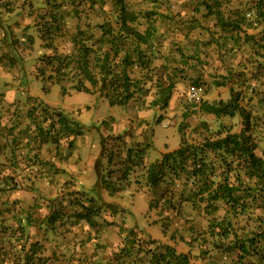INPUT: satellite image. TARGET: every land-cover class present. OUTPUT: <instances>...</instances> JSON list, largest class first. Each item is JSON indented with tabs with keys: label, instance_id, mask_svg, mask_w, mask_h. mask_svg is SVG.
Returning <instances> with one entry per match:
<instances>
[{
	"label": "rangeland",
	"instance_id": "obj_1",
	"mask_svg": "<svg viewBox=\"0 0 264 264\" xmlns=\"http://www.w3.org/2000/svg\"><path fill=\"white\" fill-rule=\"evenodd\" d=\"M206 1L124 0L140 25L151 21L156 31L146 46L151 57L147 89L126 104L110 105L96 90L62 95L59 83L46 76L49 56L54 50L71 53L77 30L84 29L89 45L99 36L94 24L116 21L114 0H0V114L9 115L0 127V188L13 177L20 182L16 189L0 191V225L6 230L0 244L9 256L23 243L38 241L50 264H159L157 255L169 245L186 253L188 264H263L255 255L238 257L231 231L223 235L213 227L223 216L235 221L222 204L207 212L198 202L178 205L174 197L171 208L162 200L173 189L167 175L156 186L146 182L148 162L177 147L181 137L197 142L240 129L236 112L216 115L201 108L227 101L230 87L256 118L253 131L264 146V59L254 41L261 29L254 0H208L225 16L245 13L246 22L236 30L208 13ZM96 46L107 48L104 42ZM111 63L120 68V55ZM131 71L141 74L137 66ZM170 82L166 106L152 105L160 86ZM195 84L204 87L199 102L186 98V89ZM45 106L81 123L71 146L66 138L58 147L36 139L34 121L42 120ZM9 123L18 129H9ZM143 191L150 192V208ZM88 198L97 207L93 225L74 216ZM53 211L57 218L49 221ZM236 222L238 234L254 224L246 216ZM99 226L106 227L104 236Z\"/></svg>",
	"mask_w": 264,
	"mask_h": 264
},
{
	"label": "trees",
	"instance_id": "obj_2",
	"mask_svg": "<svg viewBox=\"0 0 264 264\" xmlns=\"http://www.w3.org/2000/svg\"><path fill=\"white\" fill-rule=\"evenodd\" d=\"M114 1L118 9L116 21L112 23L106 20L94 24L93 27L97 28L99 36L92 43L86 44V33L84 29H79L71 37V53L63 54L54 50L53 55L49 56L48 63L51 68L46 79L51 83H59L62 95L70 90L88 92L91 89L106 97L110 105H121L126 104L135 93L147 89L145 81L148 79L151 57L146 52V46L154 37L155 25L148 20L140 25L135 14L126 9L124 0ZM205 9L214 14L219 23L230 29L236 30L241 23L246 22L245 13L237 11L233 15L225 16L219 6L213 8L208 0L205 2ZM253 9L255 18L261 25L259 37L254 41L260 49L258 55L264 59V0H254ZM103 42L107 45L104 50L100 46L93 47L95 43ZM119 55L120 68L115 69L111 62ZM133 66L140 69L141 74L138 77L131 75ZM84 81L89 83L90 87ZM65 82L70 85L67 87ZM223 83L225 82H218ZM172 86L173 82L160 86L161 92L151 104L158 105L162 102V105L166 106ZM229 90L231 95L227 101L203 104L201 108L216 115H233L236 112L241 118L240 129L227 131L221 136L204 137L197 142H188L181 137L177 147L162 152L158 159L148 162L145 168L146 182L149 186H156L167 175L173 189L169 196L162 200H168L171 208L175 207L172 201L174 197L178 205L183 202H198L207 212L217 210L222 204L225 213L231 214L235 221L223 216L212 224L213 227L225 229L226 232L219 229V233L223 235L231 231L230 245L238 257L255 255L264 264V146H259V140L253 131L257 123L256 118L240 103L237 92L232 87ZM41 114L42 120H35L34 123L36 139L42 144L51 143L58 147L59 141L66 138L67 146H71L74 137L81 133V123L60 111L45 106ZM47 120L49 122L44 125ZM12 127L9 129H18ZM28 143L30 142L27 140L26 144ZM15 149L16 147L12 148L10 153L14 155ZM135 153L141 157L140 153ZM34 157L37 156L34 154ZM131 161L132 164H138L136 160ZM16 179H10L12 184L3 182L8 178L2 179L4 187L0 188V191L4 193L20 187V182ZM143 192L147 207L150 208V192ZM92 199L88 198L89 203L79 204V208L74 212L75 219H82L89 225L94 224L97 207L92 203ZM256 211L260 213L255 214ZM245 216L254 223L253 227L238 234L235 229L236 221ZM48 217L49 221L55 220L57 213L53 211ZM2 229L3 226L0 225V233L6 232ZM14 235L15 233H10L9 236ZM3 240L0 235V241ZM126 245L133 247L134 241L128 240ZM122 250H125V246H121L120 251ZM8 254L0 244V264H7L8 261H11L8 264H50L38 241L28 242L27 246L23 243L14 250L12 257ZM188 261L186 253H176L169 245H165L164 251L156 257L159 264H188Z\"/></svg>",
	"mask_w": 264,
	"mask_h": 264
},
{
	"label": "built area",
	"instance_id": "obj_3",
	"mask_svg": "<svg viewBox=\"0 0 264 264\" xmlns=\"http://www.w3.org/2000/svg\"><path fill=\"white\" fill-rule=\"evenodd\" d=\"M186 98L189 101L199 102L204 94V87L202 84H195L186 89Z\"/></svg>",
	"mask_w": 264,
	"mask_h": 264
},
{
	"label": "crops",
	"instance_id": "obj_4",
	"mask_svg": "<svg viewBox=\"0 0 264 264\" xmlns=\"http://www.w3.org/2000/svg\"><path fill=\"white\" fill-rule=\"evenodd\" d=\"M12 115V114H11ZM16 115V114H15ZM8 117H9V115L8 114H0V127L1 126H3L8 120ZM9 126H14V124H11V123H9ZM14 127H17L16 125L14 126ZM165 151H167V149L165 150ZM161 155V154H160ZM158 159V158H157ZM145 199H146V197H145ZM146 202H147V200H146ZM100 228H99V230H98V233L99 234H101L102 232H103V234H101V235H103L104 236V231L106 230V227L105 226H99ZM93 239H95V238H93ZM104 240V239H103ZM108 243V242H107ZM110 246V244H108V246L106 247V248H108ZM110 247H113L112 245L110 246ZM109 247V248H110Z\"/></svg>",
	"mask_w": 264,
	"mask_h": 264
}]
</instances>
